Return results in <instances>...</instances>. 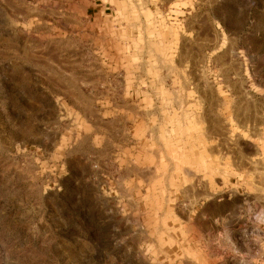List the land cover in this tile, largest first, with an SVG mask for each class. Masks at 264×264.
Listing matches in <instances>:
<instances>
[{"label": "rangeland", "instance_id": "1", "mask_svg": "<svg viewBox=\"0 0 264 264\" xmlns=\"http://www.w3.org/2000/svg\"><path fill=\"white\" fill-rule=\"evenodd\" d=\"M0 264H264V0H0Z\"/></svg>", "mask_w": 264, "mask_h": 264}]
</instances>
